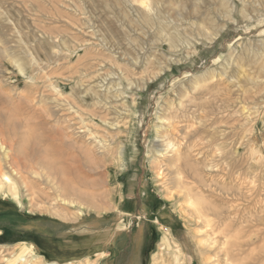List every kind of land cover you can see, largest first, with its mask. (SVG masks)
<instances>
[{"label": "rangeland", "instance_id": "1", "mask_svg": "<svg viewBox=\"0 0 264 264\" xmlns=\"http://www.w3.org/2000/svg\"><path fill=\"white\" fill-rule=\"evenodd\" d=\"M90 1L0 0V129L6 144L12 145L9 163L0 154V172L12 174L13 168L18 169L27 183L24 189L22 181L13 180L17 198L8 188L0 192V264H152L153 258L156 264H175V257L178 264H208L213 253H201L204 228L174 185L175 169L167 172L165 163L153 162L157 148L153 146H161L164 153L161 143L168 139L184 152H179L177 164L193 198L223 196L222 207L231 215L224 222L229 226L225 241L230 247L243 246L238 257L230 252L229 261L264 264V0H150L159 10L150 25L136 18L129 0ZM66 49L73 51L70 59L61 57ZM30 56L40 66L32 68L39 94L25 88L16 73L18 60L32 72ZM47 60L53 61L50 67ZM56 61L60 66H55ZM81 63L102 65L97 71L109 75L107 82L127 90V105L112 100L114 110H107V115L112 121L120 117L116 121L124 124L122 134L111 136L115 143L125 144L129 163L120 171L117 161L104 162L95 150L97 155L90 153L95 161H84L85 182L77 184L84 200L79 210L77 204H69L73 196L59 197L50 191L60 173L50 183L43 176L47 166L59 170L63 152H72L54 140L60 126L44 111L47 104L53 106L51 98L56 94L46 87L57 83L68 95L77 79L65 84L62 78ZM125 79L130 80V89ZM42 91H47L45 97H40ZM33 94L36 98L30 103ZM21 108L28 109L22 116ZM157 125H163L161 133L168 135L163 141L155 135ZM95 131L103 133L101 128ZM48 136L53 140H46ZM78 140L92 152L91 144ZM36 159L47 170L43 172ZM213 226V237L223 241L222 227ZM107 232L113 238L102 241Z\"/></svg>", "mask_w": 264, "mask_h": 264}, {"label": "bare ground", "instance_id": "2", "mask_svg": "<svg viewBox=\"0 0 264 264\" xmlns=\"http://www.w3.org/2000/svg\"><path fill=\"white\" fill-rule=\"evenodd\" d=\"M92 1V0H91ZM90 1V2H91ZM128 1V0H127ZM64 4V3H63ZM128 4L130 6V8L133 10V12H135L136 14V18L138 20L141 21V23H143L144 25H150V18L153 16L154 17V14L159 12V10L156 12V5H154L150 0H129L128 1ZM180 4V3H179ZM66 6V5H65ZM232 7V5H231ZM77 8V7H76ZM159 8V7H158ZM157 8V9H158ZM234 9H236L235 7H233ZM232 8V9H233ZM250 10V9H249ZM83 11V10H82ZM132 13V11H130ZM241 13L243 14L244 11L241 10ZM124 14V13H123ZM134 14V13H133ZM158 15V13H157ZM69 17V16H68ZM124 17V16H123ZM126 17V16H125ZM135 18V17H134ZM135 18V19H136ZM156 18V16H155ZM229 18V17H228ZM72 19V18H71ZM153 20V19H152ZM229 21V20H228ZM80 22V21H79ZM126 23V22H125ZM191 24V23H190ZM233 24V23H232ZM235 24V23H234ZM158 25V24H157ZM75 26V25H74ZM111 31V30H110ZM205 31V30H204ZM75 32V31H74ZM82 32V31H81ZM92 32V31H91ZM101 32V31H100ZM139 32V31H138ZM85 34V33H84ZM156 34V33H155ZM181 34V33H180ZM15 35V34H14ZM78 35V34H77ZM160 35V34H159ZM214 35V34H213ZM93 36V35H92ZM174 36V35H173ZM104 37V36H103ZM112 37V36H111ZM128 39V38H127ZM133 39V38H132ZM81 40V39H80ZM113 40V39H112ZM21 41V40H20ZM22 42V41H21ZM89 42V41H88ZM180 42V41H179ZM80 43V42H79ZM83 43V42H81ZM97 43V42H96ZM22 44V43H21ZM105 44V43H103ZM87 45V43H86ZM118 45V43H117ZM134 45V44H133ZM171 45V44H170ZM21 46V45H20ZM169 46V45H168ZM172 46V45H171ZM138 48V47H137ZM7 49V48H6ZM98 49V48H97ZM66 51H68V53H66L64 56L62 55L61 57H67V59H70L71 55H72V52L73 51H69L66 49ZM133 51V50H132ZM125 52V51H124ZM263 52V51H262ZM99 53V51H98ZM126 53V52H125ZM102 54V53H101ZM124 55V54H123ZM107 56V55H106ZM28 57V56H27ZM80 57V56H79ZM105 57V56H104ZM103 57V58H104ZM111 57V56H108V58ZM30 68L32 69H39L40 66H39V63L38 62H35L36 60L33 59L32 56H30ZM95 58V57H94ZM151 58V57H150ZM51 60V59H50ZM50 60H47V66L50 67L51 63L53 62H50ZM154 60V59H153ZM14 63V62H13ZM84 63V62H83ZM82 66H71L72 70H73V74L72 75H69V76H64L62 78V81L61 83H65L68 82V81H75L76 79V82H75V85H76V88H69V91H68V95L64 94L62 92V88L59 86V84H55L53 82H51L46 88H50L52 89L55 94H56V97L54 98H51V105L53 104V106H51L50 108V104H47L48 101L47 99H45V102L47 105V107H49L48 111H44V113L48 112V116L46 117H52L54 116L55 117V123L57 125H59L60 127H58V129L55 131V135L56 138L54 139L55 141H58L61 145L64 146L65 149L68 150L67 147H69L70 151L72 150V152H63L64 154V158L62 160V162L60 163V168L59 170L57 169L55 171V169L53 168V171H51L49 166H47L46 168L49 169V171H45L46 174L43 176L47 181H49L48 183L52 182L54 180V177L56 176V174L58 175L60 173V179L58 180L57 179V183H55V185L52 184V187L50 188V191L53 190L55 192V194H58L56 196H59V197H67V196H73L75 198V200L73 201H70L69 204H77V206L79 207V210H81L80 208H82V206L80 205L81 202H83L84 200H82V196L83 194H81L79 188L77 187V184L81 185L82 181L85 182L83 180V177H82V164L87 162L86 164H89V162L92 163V161H95V159L93 160L94 158V154L92 156H90V153H95L94 150L98 153L99 155V160L101 159L102 161L105 162V160L107 159H112V161H117V163L119 164L118 168L120 169V171H124L126 168H128V163L125 159V151H126V146L125 144H117L115 143V137L111 136V134L115 133V134H122V128L124 127V124H120V122L116 121V119L120 118V117H117L116 119H114L113 121L111 119L108 118V113H107V110L110 111H113L114 110V107L110 106L112 104L113 101H117V100H123L124 102H120L122 103L123 105L121 106H124L125 104L127 105V102H128V97H127V90H124V87H120L121 89H117L116 88V85L112 84V83H109L107 82V78L109 77V75H103V74H100L97 69L100 68L102 65L98 64V65H93V64H87V65H83ZM86 63V62H85ZM88 63V62H87ZM55 66H60L59 65V62H55L54 63ZM117 64V63H116ZM228 64V63H227ZM120 65V64H119ZM222 65V64H221ZM113 66V65H112ZM229 66V64H228ZM15 68H16V73H17V76L20 77V79L22 80V83L24 84V87L26 88H32L34 91H36V94H39V84H38V81L37 79L35 78V74L33 72V69H32V72H29L27 71V69L23 66V62H21L20 60H18V62H16L15 64ZM133 68V67H132ZM107 69V68H106ZM56 70V69H55ZM53 75V74H52ZM55 75V74H54ZM60 76L61 73H60ZM229 76V75H228ZM47 77V76H46ZM262 78V77H261ZM40 79H42V77H40ZM260 79V78H259ZM258 79V80H259ZM44 80V78H43ZM263 80V79H262ZM129 89L131 87L130 85V80H127L125 79ZM106 82V83H105ZM256 82V81H254ZM263 82V81H262ZM228 83V82H227ZM11 84V83H10ZM256 84H258L256 82ZM69 85V84H68ZM15 86V85H13ZM45 87V85H43ZM74 86V85H73ZM219 86V85H218ZM146 88V87H144ZM229 88V87H228ZM38 89V90H37ZM74 89H77V91H75ZM128 89V88H127ZM143 89L142 87L140 88V90ZM32 90V91H33ZM144 90V89H143ZM48 91V90H47ZM45 91V93L47 92ZM51 91V90H50ZM49 92V91H48ZM44 92L42 91V93H40V97H43ZM52 93V91H51ZM35 94V93H34ZM32 95L31 98H30V103L33 102L35 100V95ZM23 95V94H22ZM187 95V94H186ZM5 96V95H4ZM25 96V95H24ZM123 96V97H122ZM16 97V96H15ZM45 97V96H44ZM185 97V96H184ZM9 98V97H8ZM23 98V97H22ZM18 99V98H17ZM43 99V98H42ZM49 99V97H48ZM27 100V99H26ZM50 100V99H49ZM113 100V101H112ZM182 100V99H181ZM44 101V100H43ZM20 102V101H19ZM18 102V103H19ZM132 105L135 106V101L132 100L131 101ZM17 104V103H16ZM8 106V105H7ZM181 106V105H180ZM129 107V106H128ZM2 108V107H1ZM31 108V107H30ZM183 108V107H182ZM117 110V108H115ZM119 109V108H118ZM125 109V108H123ZM122 109V111H123ZM28 110L26 108L20 110V116H22V112L25 113V111ZM131 110H132V107H131ZM200 110V109H199ZM106 111V112H105ZM121 111V110H120ZM126 111V109H125ZM10 112V111H9ZM27 112V111H26ZM61 112V113H66V116H60L58 115V113ZM117 112V111H116ZM119 112V111H118ZM32 113V112H31ZM35 113V112H34ZM43 113V114H44ZM1 114V113H0ZM5 114V113H4ZM13 114V113H12ZM45 114V115H47ZM129 114V113H128ZM35 115V114H32V116ZM39 115V113H38ZM30 116V115H29ZM40 116V115H39ZM118 116V115H117ZM121 116V114L119 115ZM161 116V115H160ZM171 116V115H170ZM18 117V116H17ZM16 117V118H17ZM25 117V116H24ZM42 116H40L41 118ZM115 117V116H114ZM123 117V116H122ZM125 117V116H124ZM123 117V118H124ZM42 119V118H41ZM163 119V118H162ZM162 119H157L158 121H160L162 123L163 120H165V118L162 120ZM37 120V119H36ZM39 120V119H38ZM37 120V121H38ZM122 120V119H121ZM2 121V120H1ZM54 121V120H53ZM168 121V120H167ZM166 121V122H167ZM44 122V121H43ZM122 122V121H121ZM13 123V122H12ZM35 123V122H34ZM37 123V122H36ZM169 123V122H168ZM263 123V122H262ZM8 124V123H6ZM46 124V123H45ZM9 125V124H8ZM48 125V124H47ZM159 125V124H158ZM157 125V126H158ZM176 125V124H175ZM7 126V125H6ZM41 126V125H40ZM44 126V125H43ZM52 126V125H51ZM156 126V127H157ZM168 126V125H167ZM166 126V127H167ZM171 126V125H170ZM10 127V126H9ZM8 127V128H9ZM42 127V126H41ZM165 127V126H164ZM2 128V127H0ZM5 128V127H4ZM47 128V127H46ZM51 128V127H49ZM97 128H101L103 133L101 135L97 134L96 133V129ZM163 128V125H160L156 128V137L158 138L157 140L159 139H162L163 141V138H165L166 136L168 135H164V133H161V129ZM171 128V127H170ZM169 128V129H170ZM191 128V127H190ZM42 129V128H41ZM8 129H6L7 131ZM187 130V129H186ZM5 131V130H4ZM9 131V130H8ZM42 131V130H41ZM175 131V129H174ZM189 131V130H188ZM8 133V132H6ZM42 133V132H41ZM167 133V132H166ZM170 134V132H168ZM178 133V131H177ZM8 135V134H7ZM13 135V134H12ZM185 135V134H184ZM196 135V134H195ZM3 136H4V132L2 129H0V154H1V157L3 159V161H5L6 163H9L10 162V159L12 158L10 156V152L12 151V145L10 144H6V139H3ZM34 136V135H33ZM43 136V135H42ZM38 137V136H37ZM41 137V136H40ZM45 137V136H44ZM51 137V136H50ZM155 137V136H154ZM174 137V136H173ZM10 138V137H9ZM12 138V137H11ZM54 138V137H53ZM53 138H49V136L47 137L46 140L48 139H52ZM81 139L83 138L85 140L84 144H86L87 146L91 144L93 150L91 149L92 152H90L89 150L88 151H85L84 148L81 147V145L79 144L78 139ZM171 138V137H170ZM166 139V138H165ZM175 139V138H174ZM188 139V138H187ZM38 140V139H37ZM45 140V139H44ZM172 140V139H171ZM183 140V139H182ZM34 141V140H33ZM54 141V142H55ZM8 142V141H7ZM10 142V141H9ZM53 142V141H52ZM53 142V143H54ZM172 142V141H171ZM170 142V140L168 139L165 140V143L164 141L161 143L162 146L164 145V150L162 153L161 152V149L160 147L161 146H153V147H157L156 150L154 151V154L155 156L152 158L153 162H155L156 164H159V163H165V168H166V171L169 172V169L172 170V168H174V172H175V187H177L178 191L180 193L183 194L184 198H185V202L186 204L188 205L189 209L192 211V213L194 214V217L198 222H200L202 225H203V240L201 241V245H199V248H201V253L202 252H212L213 253V257L210 256V254L208 256L210 257L207 259L209 260V263L208 264H220L219 262V259L221 260V264H234L232 263L231 261H233L230 258V252H232L234 255H236L237 257L239 256V254L241 253V249L243 248V246L241 245H238V244H232L231 247L228 245L227 241L226 240V235H225V232H227V228L229 227L227 225L224 224L225 220H229V216H231L230 214H228V211L226 210V208H223L222 207V201H223V196L220 194V195H216L215 197L219 198V199H216L214 198V196H211L212 198H214L213 200H210L208 198L210 197H194L192 196V192H193V189L190 187V185L188 184V180L187 178L185 180H187V183L186 181L183 180V177H181V172H180V165L177 164V162L181 159V155L180 153L182 152H178L177 149L175 148L176 146H173L172 143ZM192 142H195V141H192ZM56 143V142H55ZM54 143V144H55ZM164 143V144H163ZM14 144V143H12ZM40 144V142H39ZM44 144V142H43ZM57 144V143H56ZM55 144V145H56ZM41 145V144H40ZM60 145V146H61ZM183 145V144H182ZM190 145V144H189ZM22 146V145H21ZM36 146V145H35ZM42 146V145H41ZM44 146V145H43ZM59 146V144H58ZM83 146V145H82ZM181 146V145H180ZM186 146V145H185ZM17 147V146H16ZM23 147V146H22ZM37 148V146H36ZM62 148V149H64ZM88 148V147H87ZM163 148V147H162ZM194 148V147H193ZM197 148V146H196ZM38 149V148H37ZM34 150V149H33ZM87 150V149H86ZM185 150V149H184ZM187 150V149H186ZM191 150V149H190ZM189 150V151H190ZM217 150V149H216ZM38 151V150H37ZM41 151V150H40ZM56 151V150H55ZM87 152L86 155L85 154V157L83 158V152ZM188 151V150H187ZM17 152V151H16ZM50 152V150L48 151ZM60 152V151H59ZM218 152V151H217ZM30 153H31V150H30ZM40 155H41V152H39ZM184 153V152H183ZM182 153V154H183ZM203 153V152H202ZM13 154V153H12ZM16 154V153H15ZM43 154V153H42ZM96 154V153H95ZM171 154V155H170ZM188 155V153H186ZM185 154V156L187 157V155ZM193 154V153H191ZM195 154V153H194ZM193 154V155H194ZM199 154V153H198ZM45 155V154H44ZM97 155V154H96ZM170 155V156H169ZM30 157V156H29ZM60 157V156H59ZM184 157V155L182 156V158ZM28 159V157H26ZM39 158V157H38ZM46 158V157H45ZM48 158V157H47ZM62 158V157H61ZM96 158V157H95ZM195 158V157H194ZM25 159V158H24ZM49 159V158H48ZM51 159V158H50ZM49 159V160H50ZM32 160V159H31ZM34 160V159H33ZM37 160V159H36ZM43 160V158H42ZM45 160V159H44ZM48 160V161H49ZM20 161V160H19ZM25 161V160H24ZM38 162V165L39 166H42V168H45L44 166V163L43 161H39L37 160ZM85 161V162H84ZM98 161V160H97ZM174 161V162H173ZM15 162V161H13ZM45 162V161H44ZM17 163V162H15ZM24 163V162H23ZM170 163V164H169ZM189 163V162H188ZM192 163V162H191ZM202 163H205L202 161ZM26 164H29L26 163ZM53 164V163H52ZM97 164V163H95ZM100 164V163H99ZM155 164V165H156ZM243 164V163H242ZM31 165V164H30ZM37 165V164H36ZM47 165V163H46ZM50 165V164H49ZM190 165V164H189ZM1 166V165H0ZM12 166V164H11ZM10 166V167H11ZM54 166V165H53ZM85 166V165H84ZM101 166V165H100ZM192 166V165H191ZM191 166H187V168H191ZM194 166V164H193ZM192 166V167H193ZM198 166V165H197ZM199 166H202L203 165H199ZM205 166V164H204ZM210 166V165H209ZM38 167V166H37ZM57 167V166H56ZM92 167V166H91ZM155 167V166H154ZM185 167V166H184ZM196 167V166H195ZM195 167H193L195 169ZM207 167V166H206ZM205 167V169H207ZM238 167V166H237ZM1 168V167H0ZM43 169V172L44 170H47V169ZM84 168V167H83ZM89 168V167H88ZM99 168V167H98ZM101 168V167H100ZM183 168V167H182ZM185 167V169H187ZM212 167H210L211 169ZM240 168V167H239ZM31 169V168H29ZM38 169V168H37ZM36 169V170H37ZM91 169V168H90ZM159 169V167H158ZM157 169V170H158ZM33 170V169H32ZM42 170V169H40ZM84 170V169H83ZM87 170V169H86ZM92 170V169H91ZM94 170V169H93ZM172 170V171H173ZM209 170V169H208ZM188 171V170H187ZM192 171V169H191ZM194 171V170H193ZM197 171V170H195ZM92 172V171H91ZM171 172V171H170ZM186 172V171H185ZM190 172V171H189ZM208 172V171H207ZM37 173V172H36ZM95 173V172H94ZM93 173V174H94ZM159 173V172H158ZM187 173V172H186ZM210 173V172H209ZM188 174V173H187ZM171 175V174H170ZM189 175H193V174H189ZM39 176V174H38ZM41 178H42V175H40ZM46 176V177H45ZM196 176V175H195ZM204 176V175H203ZM206 176V175H205ZM14 177V178H13ZM199 177V176H198ZM197 177V178H198ZM57 178V177H56ZM165 178V177H164ZM192 178V177H191ZM224 178V177H223ZM18 181H22V183L24 184V189L27 188V183L25 181V178L21 175L20 171L18 169H12V174H8V173H4V172H0V192H2L3 188H8L10 191H11V195L14 196L15 198L18 197V194L16 193V186H15V180ZM169 179V178H168ZM173 179V178H172ZM196 180V178H194ZM203 179V178H202ZM236 179V178H235ZM232 180V179H231ZM46 181V182H47ZM93 181V180H92ZM170 181H172L170 179ZM168 181V182H170ZM212 181V180H211ZM45 182V183H46ZM88 182V181H87ZM191 182V181H190ZM204 182V181H202ZM206 182V181H205ZM204 182V183H205ZM235 182V181H234ZM240 182V181H239ZM242 182V181H241ZM240 182V183H241ZM35 183V182H34ZM74 185H73V184ZM89 183V182H88ZM173 183V182H172ZM211 183V182H209ZM214 183V181L212 182ZM239 183V184H240ZM72 184V186H71ZM91 184V183H90ZM98 184V183H97ZM100 184V183H99ZM194 184V183H193ZM191 184V185H193ZM203 184V183H202ZM206 184V183H205ZM208 184V183H207ZM244 184V182L242 183V185ZM17 185V184H16ZM31 185V184H30ZM35 185V184H34ZM37 185V184H36ZM39 185V184H38ZM82 185H85L84 183ZM89 185V184H88ZM171 185V184H170ZM173 185V184H172ZM201 185V184H199ZM204 185V184H203ZM221 185V183H220ZM229 185V184H228ZM236 185V184H235ZM195 186V185H194ZM251 186V185H250ZM207 187V185H206ZM209 187V186H208ZM228 187H231V186H228ZM249 187V185H248ZM32 188V187H30ZM39 188V186H38ZM94 188V187H92ZM204 188V187H203ZM212 188V187H211ZM238 188V187H237ZM35 189V188H34ZM47 189V188H46ZM176 189V190H177ZM200 189V188H198ZM205 189V188H204ZM209 189V188H208ZM214 189V188H213ZM223 189H226L227 188L223 187ZM221 189V190H223ZM233 189V188H231ZM30 191L32 189H29ZM29 190H26V192H30ZM48 190V189H47ZM97 190V189H96ZM210 190V189H209ZM234 190V189H233ZM33 191V190H32ZM38 191V190H37ZM173 191V190H172ZM199 191H202V190H199ZM219 191V190H218ZM229 191L230 188H229ZM235 191H237L235 189ZM38 192H42V191H38ZM9 193V192H8ZM45 192H43L44 194ZM178 193V192H177ZM178 193V194H180ZM237 193V192H236ZM252 193V192H251ZM249 193V194H251ZM34 195V192L32 193ZM42 194V193H41ZM47 194V193H46ZM201 194H203L201 192ZM219 194V193H218ZM28 197H30V194H27ZM49 195V194H48ZM227 196V194H224ZM32 196V195H31ZM36 196V195H35ZM177 196V195H176ZM52 198L50 196H45V198ZM230 197V196H229ZM236 197V195H235ZM21 198V197H20ZM32 198V197H31ZM38 198V197H37ZM54 198V196H53ZM92 198V197H91ZM250 198V197H249ZM48 199V198H47ZM46 199V200H47ZM226 199V198H225ZM244 199V198H242ZM39 200H41L39 198ZM63 201H65L64 199H62ZM82 200V201H81ZM93 200V199H92ZM16 201V199H15ZM52 200H50L49 202H51ZM54 201V199H53ZM67 201V199H66ZM65 201V202H66ZM89 201V200H88ZM216 201H220L218 204ZM235 201V200H234ZM249 201V200H248ZM62 202V201H61ZM86 202V201H85ZM239 203V202H238ZM260 203V202H259ZM227 204V203H226ZM231 204V203H230ZM228 204V205H230ZM235 204V203H234ZM233 204V205H234ZM20 205V204H19ZM231 208V207H230ZM232 209V208H231ZM236 210V209H235ZM239 210V209H238ZM237 211V210H236ZM235 212V211H234ZM236 214V213H235ZM243 214V213H242ZM245 216V215H244ZM233 217V215H232ZM231 217V218H232ZM242 221V220H241ZM247 222V221H246ZM245 222V223H246ZM230 223V222H228ZM240 223V222H239ZM199 224V223H198ZM213 224H217L218 227H222V237L224 238L223 241L220 239L217 240L215 238V235L213 237V234L214 233V229H213ZM243 223L241 222V225ZM230 225V224H229ZM237 225V224H236ZM240 225V224H239ZM238 226V225H237ZM202 228V229H203ZM237 228V227H235ZM239 228V227H238ZM255 228V227H254ZM241 229V228H240ZM256 229V228H255ZM237 230V229H235ZM239 230V229H238ZM254 231V230H253ZM235 232V231H234ZM108 233V232H107ZM230 233H233V232H230ZM237 234V232H235ZM219 234V233H218ZM216 234V235H218ZM251 234V233H249ZM234 235V234H233ZM253 235V233H252ZM102 241H111V239L113 238V234L112 232L111 233H108L106 235H102ZM169 235H167L168 237ZM219 236V235H218ZM228 236V235H227ZM235 236V235H234ZM229 237V236H228ZM227 237V238H228ZM233 237V236H232ZM254 237V236H253ZM219 238V237H218ZM238 238V237H237ZM234 239V238H233ZM165 240H167V242L170 243V239L169 237ZM228 240V239H227ZM230 240V239H229ZM228 240V241H229ZM236 240V239H234ZM238 240V239H237ZM236 240V241H237ZM248 240V239H247ZM234 242V241H233ZM232 242V243H233ZM262 243V242H261ZM253 244V245H252ZM256 243L255 242H251V245L254 246ZM260 244V243H259ZM26 246L25 249L26 250H29L30 252H33V249L31 248L30 245H24ZM28 246V247H27ZM167 247V246H166ZM251 247V246H250ZM249 247V248H250ZM178 248V247H177ZM176 248V249H177ZM252 249V247L250 248ZM178 251H181L180 248L177 249ZM254 250H258V249H255V246H254ZM255 251H253L255 253ZM248 253H251L250 250L247 251ZM259 252V251H258ZM28 253V252H27ZM221 254V255H220ZM253 254V253H252ZM176 255V254H175ZM181 255H183V253L181 252ZM220 255V256H219ZM244 255V254H243ZM247 254H245L244 256H246ZM155 256V255H154ZM243 256V257H244ZM250 256V255H249ZM35 258H39L38 255L35 254L34 256ZM219 257H222V258H219ZM231 257V256H230ZM242 257V258H243ZM248 257V256H247ZM241 259V258H240ZM249 259V257L247 258ZM246 259V260H247ZM237 260V259H236ZM242 260V259H241ZM239 260V261H241ZM174 261H175V264H178V261H177V258L175 257L174 258ZM183 261V260H182ZM223 261V263H222ZM243 261V260H242ZM264 262V261H263ZM99 263V262H98ZM54 264V263H53ZM152 264H156V259L153 258V263ZM239 264V262H238ZM241 264H243L241 262Z\"/></svg>", "mask_w": 264, "mask_h": 264}]
</instances>
